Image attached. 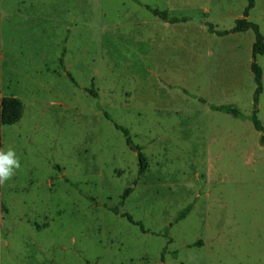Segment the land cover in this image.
<instances>
[{
    "label": "rangeland",
    "instance_id": "rangeland-1",
    "mask_svg": "<svg viewBox=\"0 0 264 264\" xmlns=\"http://www.w3.org/2000/svg\"><path fill=\"white\" fill-rule=\"evenodd\" d=\"M246 7L0 0V102L23 104L1 125L21 167L1 189L0 264H264V133L249 118L256 62L264 127V55L252 30L209 29ZM248 21L264 35V0Z\"/></svg>",
    "mask_w": 264,
    "mask_h": 264
},
{
    "label": "trees",
    "instance_id": "trees-1",
    "mask_svg": "<svg viewBox=\"0 0 264 264\" xmlns=\"http://www.w3.org/2000/svg\"><path fill=\"white\" fill-rule=\"evenodd\" d=\"M246 2H247V7L244 12V17L236 21L235 27L232 30L220 32V31H215L212 26L209 29L211 33H216L220 37L228 36L230 34H239L252 30L255 33V37H256L255 43L253 45V57L256 59L257 56L264 55V35L260 32V29L256 24H253L248 21L250 11L255 7V0H246ZM152 12L155 15L160 16L162 19L167 20L166 13H159L158 11H152ZM171 21L176 22L177 20L173 19ZM251 69L254 74L256 90H255V100H254L255 109L253 111V114L249 118L253 123L255 129L258 132L264 133V127L257 115L259 96L263 92V73L261 68L258 66V64H256V62H253ZM212 109L215 111H220L230 114L236 118H240V119L245 118V116H243L237 109L234 108L212 107ZM22 116H23V104L19 99L14 97L2 98L0 102V149H2V144H3L1 125L3 126L14 125L21 120ZM117 128L125 134L127 138V144L131 145L132 142L128 136V131L125 128L119 126H117ZM261 142L262 144H264V134L261 137ZM138 158H139L140 174H143L148 168V160L141 152L138 153ZM1 189H2V185H0V250H1ZM129 192H130L129 189L126 190L124 195V200H126L127 194H129ZM187 212H189V209L183 212L181 218L185 217ZM128 219L131 220L130 217H128Z\"/></svg>",
    "mask_w": 264,
    "mask_h": 264
},
{
    "label": "clouds",
    "instance_id": "clouds-1",
    "mask_svg": "<svg viewBox=\"0 0 264 264\" xmlns=\"http://www.w3.org/2000/svg\"><path fill=\"white\" fill-rule=\"evenodd\" d=\"M20 167V158L13 148L0 149V185L11 180Z\"/></svg>",
    "mask_w": 264,
    "mask_h": 264
},
{
    "label": "water",
    "instance_id": "water-1",
    "mask_svg": "<svg viewBox=\"0 0 264 264\" xmlns=\"http://www.w3.org/2000/svg\"><path fill=\"white\" fill-rule=\"evenodd\" d=\"M137 152L139 153V150H137Z\"/></svg>",
    "mask_w": 264,
    "mask_h": 264
}]
</instances>
